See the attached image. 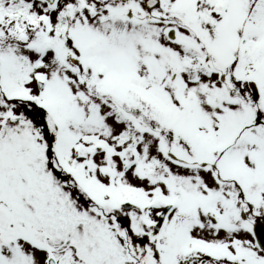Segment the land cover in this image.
<instances>
[{"label":"snow or ice","instance_id":"obj_1","mask_svg":"<svg viewBox=\"0 0 264 264\" xmlns=\"http://www.w3.org/2000/svg\"><path fill=\"white\" fill-rule=\"evenodd\" d=\"M0 264H264V0H0Z\"/></svg>","mask_w":264,"mask_h":264}]
</instances>
